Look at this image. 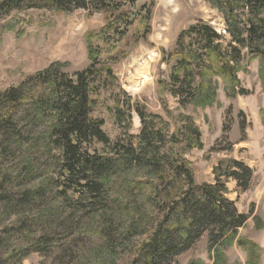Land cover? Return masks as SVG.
<instances>
[{
  "label": "trees",
  "instance_id": "obj_1",
  "mask_svg": "<svg viewBox=\"0 0 264 264\" xmlns=\"http://www.w3.org/2000/svg\"><path fill=\"white\" fill-rule=\"evenodd\" d=\"M206 1L222 16L225 29L220 33L199 22L181 31L171 51H162L171 70L163 86L178 110L218 105L221 85L229 100L247 95L239 74L254 60L260 62L264 87V0ZM23 9L65 14L84 9L105 14L106 23L86 37V70L70 76L67 65L53 63L0 92V264H21L31 253H62V261L70 256L74 264H119V255L131 256L129 264H179L205 234L212 264H229L225 251L235 245L246 253V264H262L260 245L240 236L250 215L227 198L228 181L245 192L254 171L242 161L224 159L214 168L213 184H197L186 158L203 148L194 118L174 115L167 106L165 117L148 112L121 87L111 89L116 81L111 67H99L102 55L114 56L118 48L103 49L96 42H119L136 20L127 4L0 3V14ZM16 28L12 23L8 32ZM110 92L114 123L122 133L116 139L94 115L102 94ZM134 113L141 121L137 136ZM5 214L16 222L3 223ZM254 223L256 229L264 227L260 217ZM57 234L58 253L51 246Z\"/></svg>",
  "mask_w": 264,
  "mask_h": 264
},
{
  "label": "rangeland",
  "instance_id": "obj_2",
  "mask_svg": "<svg viewBox=\"0 0 264 264\" xmlns=\"http://www.w3.org/2000/svg\"><path fill=\"white\" fill-rule=\"evenodd\" d=\"M111 1L127 4L129 14L136 15L134 24L119 42H96L103 49L114 45L118 48L114 56L104 53L100 60L99 67H111L115 73V86L112 84L111 89L121 87L134 102L150 113L165 117L164 106H167L174 115L186 114L194 118L202 133L203 148L191 150L186 158L192 164L197 184H213L214 168L224 159L242 161L254 171L251 187L245 192L238 188L236 181H228L227 198L236 204L240 213L250 215L240 236L260 245L261 262L264 264V227L256 229L254 223L255 217H260L264 223V87L259 76V60L250 62L248 70L239 74L247 95L229 100L221 85L218 105L206 109L188 107L178 110L177 100L163 86L169 80L171 70L163 62L162 51H171L181 31L199 22L207 23L221 33L225 29L224 19L206 0ZM143 17L150 19L146 21ZM12 23H17L18 32H8ZM105 23V14L84 9L70 14L27 9L0 14V92L18 86L26 76L53 63L67 65L64 71L70 76L86 70L90 66L86 37L88 33L100 32ZM21 33L25 35L20 37ZM113 107L114 94L103 93L94 115L105 122L107 135L116 139L122 133L114 123ZM243 124L245 130L242 129ZM140 128V118L134 113L132 134L137 136ZM51 172L49 170L50 175ZM8 216L4 215L3 223L10 226L17 218ZM60 238L59 234L52 238L53 252H59L55 248L62 243ZM208 245V234H205L192 250L180 257L179 264L191 261L212 264ZM225 252L229 264L247 263L246 253L237 245ZM47 255L31 253L21 264H74L70 256L62 261V253L60 257L58 254ZM118 257L121 258L119 264H129L132 260L131 256Z\"/></svg>",
  "mask_w": 264,
  "mask_h": 264
}]
</instances>
